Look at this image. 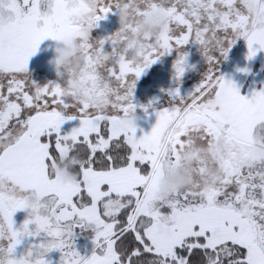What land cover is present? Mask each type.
Instances as JSON below:
<instances>
[{
	"label": "snow or ice",
	"instance_id": "6c2138e0",
	"mask_svg": "<svg viewBox=\"0 0 264 264\" xmlns=\"http://www.w3.org/2000/svg\"><path fill=\"white\" fill-rule=\"evenodd\" d=\"M133 8L162 12L167 27L133 45L130 26L91 37L109 14ZM47 39L74 43L81 61L40 85L28 66ZM241 39L247 59L264 51V0H0V264H52L53 251L58 264H264V162L244 164L250 134H264V87L241 94L215 67ZM191 44L207 71L181 95ZM172 52L170 107L153 109L154 125L138 135L122 118L154 101L133 103L136 82ZM185 155L193 182L159 200L160 181ZM62 158H74L71 184L52 171ZM208 170L218 179L206 183ZM18 211L27 216L16 228ZM77 230L92 233L87 257ZM28 238L36 242L17 257Z\"/></svg>",
	"mask_w": 264,
	"mask_h": 264
},
{
	"label": "flooded vegetation",
	"instance_id": "af4514ba",
	"mask_svg": "<svg viewBox=\"0 0 264 264\" xmlns=\"http://www.w3.org/2000/svg\"><path fill=\"white\" fill-rule=\"evenodd\" d=\"M132 3V0H130ZM152 11H149L143 16L134 15V8L127 12L125 15L126 21L124 26H130L131 31L128 33L127 43L133 45L137 43V37L143 39L149 36H141L137 27V21H147ZM120 16L116 14H109L104 20L100 21L98 27L91 33L93 39H99L101 37L109 36L113 32L121 28ZM48 48L40 55L35 54L29 60L28 70L31 73V79L40 85H44L49 81L60 82V78L57 76V70L59 69L55 63L54 50L67 47L70 50H77L78 48L72 42L59 43L51 39H47ZM242 39L238 40L235 45L229 50L226 60L221 59L215 66L217 68V74L225 77L226 73L233 68L237 54L242 49ZM105 50H110V45L106 43ZM184 51L188 53V67L182 77V82L179 85V91L181 95H187L193 87L199 82L201 76L207 71V64L199 51L198 45L191 44L187 46ZM176 58V53L172 52L161 57L156 63L151 65L142 74L139 80L136 82V86L133 93V103L137 105L147 106L150 101H154L151 108L147 109V112L142 107H137L135 113V121H141L143 115L154 114L153 109L156 111L162 107H170V97L168 91L177 88V82L174 79L173 62ZM61 70V69H59ZM62 73L63 70H61ZM66 74V73H64ZM163 90V91H162ZM128 114V116L130 115ZM127 116V117H128ZM123 119V118H122ZM69 125H78V121L73 120L66 122ZM212 147L209 149V153ZM190 158L191 156L188 155ZM27 213L25 211H18L15 213L13 219L15 221L14 227L19 228L25 220ZM33 227V226H30ZM79 231V230H78ZM88 237H91L90 232ZM40 239V238H37ZM36 241L32 238L23 240L16 248V256L24 254L28 246ZM78 245V239H75V246ZM60 256L58 251H53L45 257L46 260H51L54 257ZM58 264V263H52Z\"/></svg>",
	"mask_w": 264,
	"mask_h": 264
},
{
	"label": "rangeland",
	"instance_id": "374dc122",
	"mask_svg": "<svg viewBox=\"0 0 264 264\" xmlns=\"http://www.w3.org/2000/svg\"><path fill=\"white\" fill-rule=\"evenodd\" d=\"M242 45L243 47L237 54L235 63L233 64V68L226 73L225 78L231 79L240 88L241 94L250 95L254 90H260L262 87H264V51H259L257 52L255 57H253L252 59H247L246 57L248 53V48L244 40H242ZM47 48H48L47 40H45L40 44L36 54L40 55ZM242 69H246V71H241ZM155 120H156L155 114H146L143 115L141 121H135V123L137 124V134L138 135L141 134L140 132L141 129L143 130L144 133L150 131L151 127L155 123ZM124 121L125 119H122V122ZM75 126L78 125L64 124L62 126V131L66 133L70 131L72 127ZM262 141H264V134H262L260 137L257 138L251 137L250 134V142L247 148L248 159L244 161L245 165L247 166L250 165L257 158L256 156L253 155L252 150L258 147H264V142ZM185 156H187L188 159H191L188 155ZM60 160L63 161L64 159L62 158ZM181 164H182V160L180 164L170 174L165 176L160 181L157 187V198L159 200L167 201V199L170 197V196L168 197L162 196L160 194L161 188L168 181L170 176L181 166ZM54 169L56 170L55 172L53 171ZM52 171L55 173L57 179L61 182L60 171L57 168L56 164L52 166ZM71 183L73 182H69L66 184H71ZM76 238L78 239V245L75 246L77 251L82 256L85 257L89 256L93 250V244L90 237H88V233L86 232L80 233L77 230ZM59 258L60 256L54 257L52 258L51 262L58 263Z\"/></svg>",
	"mask_w": 264,
	"mask_h": 264
},
{
	"label": "clouds",
	"instance_id": "9594fccd",
	"mask_svg": "<svg viewBox=\"0 0 264 264\" xmlns=\"http://www.w3.org/2000/svg\"><path fill=\"white\" fill-rule=\"evenodd\" d=\"M126 21L125 16H121L120 22L121 25H124ZM167 17L160 11H152L147 21H137V27L139 29L140 35L143 36H154L157 32L163 30L167 27ZM55 53V63L57 67L63 70L64 73L72 76L77 72L80 67L81 56L78 54L77 50H70L67 47L59 48L54 50ZM135 114H130L124 123L131 125L135 123ZM253 155L257 157V163H260L264 160V147H258L252 150ZM219 155L216 150V145H212L210 151L211 158H217ZM191 161L185 156L182 159L181 166L170 176L168 181L161 188V195L168 197L173 196L180 192L182 188L186 185L191 184L192 177L188 175V169L190 167ZM56 171L55 169L53 170ZM60 171V179L62 183L74 182L76 176L74 173H70L64 169ZM218 179V177L211 171L206 172V183H210L213 180Z\"/></svg>",
	"mask_w": 264,
	"mask_h": 264
},
{
	"label": "trees",
	"instance_id": "16d2710c",
	"mask_svg": "<svg viewBox=\"0 0 264 264\" xmlns=\"http://www.w3.org/2000/svg\"><path fill=\"white\" fill-rule=\"evenodd\" d=\"M190 161H191V164H190V167L188 169V175L191 177L190 169L192 167V159H190ZM261 162H264V160H262ZM73 163H74V158H67V159H64L63 161L59 159L55 164L59 170L64 169L70 173H73V171H72ZM256 164H259V163H257V158L248 166H255Z\"/></svg>",
	"mask_w": 264,
	"mask_h": 264
},
{
	"label": "crops",
	"instance_id": "0c3cea01",
	"mask_svg": "<svg viewBox=\"0 0 264 264\" xmlns=\"http://www.w3.org/2000/svg\"><path fill=\"white\" fill-rule=\"evenodd\" d=\"M90 234H92L91 232H90ZM92 236V235H91ZM52 260V259H51Z\"/></svg>",
	"mask_w": 264,
	"mask_h": 264
}]
</instances>
